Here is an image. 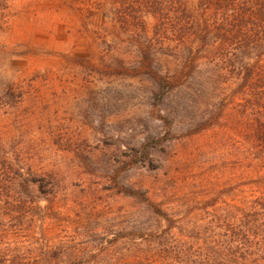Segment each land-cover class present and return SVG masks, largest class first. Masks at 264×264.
Segmentation results:
<instances>
[{"label": "rangeland", "instance_id": "1", "mask_svg": "<svg viewBox=\"0 0 264 264\" xmlns=\"http://www.w3.org/2000/svg\"><path fill=\"white\" fill-rule=\"evenodd\" d=\"M212 13L0 0V264H158L215 210L264 196V149L226 104L239 79L201 43Z\"/></svg>", "mask_w": 264, "mask_h": 264}, {"label": "trees", "instance_id": "2", "mask_svg": "<svg viewBox=\"0 0 264 264\" xmlns=\"http://www.w3.org/2000/svg\"><path fill=\"white\" fill-rule=\"evenodd\" d=\"M204 1L207 6L213 7V22L221 21L213 35L205 31V35L201 34L202 45H208L209 36L212 41L219 40V46L210 49L206 58L211 59L214 55L223 57V60L227 61L225 68L229 74L239 79L236 90L230 94V101L226 103L230 106L228 113L235 115L236 123L242 128L250 129V137L254 139L256 148L260 147L263 151L264 0ZM248 50L255 52L256 61L252 64L245 62ZM226 52H232L228 60L224 58L227 56ZM143 55L147 60V51L143 50ZM197 58L199 57L194 54L190 60L195 63ZM223 111L227 112V107H223ZM126 192L128 195L139 194L134 191ZM173 228L172 225H168L161 231L158 248H166L168 243L173 241L165 239V235ZM207 233L209 234L206 237L209 239L202 240ZM198 234L201 237L188 235L185 239H174L175 248H172L176 251L164 252L162 258L158 255L155 262L158 264H264V196L242 201L240 205H225L215 210L208 227L199 230Z\"/></svg>", "mask_w": 264, "mask_h": 264}]
</instances>
